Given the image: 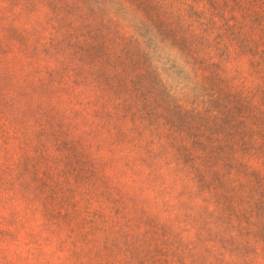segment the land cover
I'll return each mask as SVG.
<instances>
[{"label":"rangeland","instance_id":"1","mask_svg":"<svg viewBox=\"0 0 264 264\" xmlns=\"http://www.w3.org/2000/svg\"><path fill=\"white\" fill-rule=\"evenodd\" d=\"M0 264H264V0H0Z\"/></svg>","mask_w":264,"mask_h":264}]
</instances>
